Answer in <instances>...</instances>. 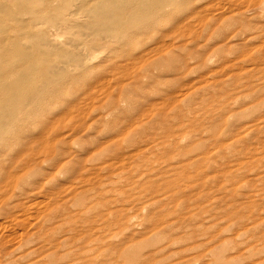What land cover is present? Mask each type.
I'll use <instances>...</instances> for the list:
<instances>
[{"label":"rangeland","instance_id":"1","mask_svg":"<svg viewBox=\"0 0 264 264\" xmlns=\"http://www.w3.org/2000/svg\"><path fill=\"white\" fill-rule=\"evenodd\" d=\"M32 27L75 57L93 38ZM137 32L71 78L30 60L53 83L0 147V264H264V0H182Z\"/></svg>","mask_w":264,"mask_h":264},{"label":"bare ground","instance_id":"2","mask_svg":"<svg viewBox=\"0 0 264 264\" xmlns=\"http://www.w3.org/2000/svg\"><path fill=\"white\" fill-rule=\"evenodd\" d=\"M180 1L182 0H0V147L8 146L10 131L15 127L14 124L22 121L28 106L40 103L39 91H46L51 88L49 86L53 80L55 82L61 79L60 76L69 77L74 70L94 68L93 54L100 49V43L110 50L114 44L128 42L132 36L127 35L130 28L142 35L146 29L159 25L169 9ZM78 14L84 15L87 20L81 22L76 17ZM45 20L58 31L59 27L67 30L86 26L93 32V38L85 40V52L75 57L68 49L63 50L62 47L45 42L43 35L35 34L32 26L40 25ZM26 39L36 41L43 48L36 51L25 49L23 41ZM80 39L82 38L76 36L75 42H80ZM36 55H44L57 64V78L47 79L40 89H33L28 81V77L36 70V64L30 62ZM60 63L63 65L60 66ZM72 64H75L74 69L70 68ZM75 82L76 79L73 78L71 83ZM26 91L30 92L29 99L24 97ZM49 93L50 91L47 95ZM17 154L18 151L14 152V159L18 157ZM13 163L11 159L9 164ZM7 167L4 168L6 172L9 169ZM1 179L3 183L5 177Z\"/></svg>","mask_w":264,"mask_h":264}]
</instances>
